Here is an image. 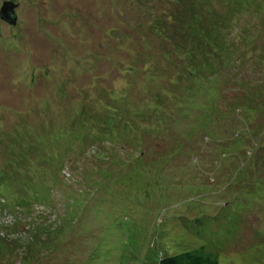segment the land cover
Listing matches in <instances>:
<instances>
[{
    "label": "rangeland",
    "instance_id": "1",
    "mask_svg": "<svg viewBox=\"0 0 264 264\" xmlns=\"http://www.w3.org/2000/svg\"><path fill=\"white\" fill-rule=\"evenodd\" d=\"M5 1L0 264H157L200 245L217 264H264V149L211 162L246 124L235 105L264 91V0Z\"/></svg>",
    "mask_w": 264,
    "mask_h": 264
},
{
    "label": "trees",
    "instance_id": "2",
    "mask_svg": "<svg viewBox=\"0 0 264 264\" xmlns=\"http://www.w3.org/2000/svg\"><path fill=\"white\" fill-rule=\"evenodd\" d=\"M258 9H260V8H258ZM169 18H170V16L167 17V19H165L166 20L165 22H167L168 24L171 25L172 24L171 22L178 23L177 21H175L174 18H173V21H170ZM183 22L185 23V27L187 29H188L187 25H190V27H192V26L198 27V20L197 19L193 20L191 18V16L189 15V13L187 15L183 16ZM158 25L154 24L153 26L155 27L156 32L161 36V39L165 40V37H167L165 35L166 27H165V25H161V24H158ZM174 28H175V31H177V26L176 27L174 26ZM198 30H199V28H198ZM162 35H163V37H162ZM197 41H199V40H196L195 42L192 41L191 48L194 46V48H192V49L201 50V49H197V47L200 46L197 43ZM212 41H214V40H212ZM210 42L211 41L209 40V42H204V43L207 44L208 46H210V44H211ZM201 46H203V42H202ZM217 48L220 50V47H217ZM186 49H188V47ZM192 49H189V51H186V55L188 57H190V51ZM204 59H205V61H207L209 59V56H207V54H205ZM205 67H206V65L204 66V70H202V72L203 71H207L206 70L207 68H205ZM209 72L213 74V70H211ZM200 94H203V91ZM259 95L264 97V91L260 90L259 93L258 92L256 93V92L251 90V93L247 94L246 98H245V100L248 103H250L251 101H254L256 99L259 102V104L258 103L257 104L250 103V104H248V106H244L243 109L239 105H235V107H236L235 108V110H236L235 112H237V110L238 111L241 110V112L242 111L245 112V115H242V117H240V120L243 121V122H246V124L243 127H241L240 130H237L234 133H232V135L229 136V141L228 142L224 138L219 139V142H223V144H225L224 146H228V150L225 149L224 146H221L220 150L217 153V154H219L218 156L211 155V162L218 163L219 165H221L224 168H226V167L231 168L234 163H237L238 165L244 166L246 164V162H249L251 164L257 163L258 161L261 162V160H260L261 156L259 157V160L256 159L255 151L257 149H264V127L263 128L261 127V131H257L256 130L257 132H255V130L253 128L248 127V124H250V122H252V120L250 119L251 113H255V112L258 111V107L251 106V104L252 105H256V106H261L262 102H260L261 100L258 98ZM210 106L211 105H209L208 107H203V108L206 111L207 110L213 111L212 107H215V104L213 106H211V108H210ZM262 109L264 110V106L262 107ZM106 125H107V127L112 128V125L109 126V122H107ZM239 135H241L242 137L240 138ZM237 138L239 140L234 142V140L237 139ZM208 141H209V139H207L206 143H208ZM178 144L180 145V143H178ZM137 149H138L137 146H133V149H131V150L134 151V150H137ZM191 150H193V149H191ZM21 153L22 152L17 151V153L13 152L12 154L5 155V157L3 158L4 164H10V165L16 166V164L18 162V158L22 162H24V160L22 159L23 155H21ZM102 153H106V152H102ZM102 155L105 156V154H102ZM56 156H52L51 155L50 157H56ZM56 158H58V156ZM208 161H209V159H208ZM67 174L69 175L70 173L67 172ZM1 175L2 174L0 173V184H3L4 180L1 179ZM70 176H72V175H70ZM70 176L68 177L69 179H70ZM61 178H65V177H61ZM64 185L68 186V182H65ZM43 186L47 187V185H45V184H43ZM0 204H1V202H0ZM14 207L15 206H12V208H14ZM13 223H14L13 226H16L18 222H16V221L14 222L13 221ZM5 227H6L5 225L0 226V229L3 232L5 231L6 234L11 233L13 231V229H14L13 227H11L9 229H6ZM32 229H34L35 232H38V233L42 232L36 227V225H34L32 227ZM3 238H4L3 234H1V232H0V251H1V253H3V250H4V244L2 243V239ZM14 240L17 242L19 240V237H15ZM37 240L39 241V244H40L41 238L39 236H37ZM21 241H22V243L27 244L29 246V244L32 243L34 240H32L31 237H30L29 240H25V241L21 240ZM31 250H33V248ZM24 260L25 259H23V261ZM157 264H217V257H216L214 252H212L211 250L207 249L204 245H200V246H198L196 248L189 249V250H186V251H182V252H179V253L170 254V255H167V256H161L159 258Z\"/></svg>",
    "mask_w": 264,
    "mask_h": 264
},
{
    "label": "water",
    "instance_id": "3",
    "mask_svg": "<svg viewBox=\"0 0 264 264\" xmlns=\"http://www.w3.org/2000/svg\"><path fill=\"white\" fill-rule=\"evenodd\" d=\"M7 4H10V3H8L7 1H5V2L2 3V5H1V7H0V19H1V18L3 19L2 12H3L4 10H6V5H7ZM10 22H11V23H14V18H13V17L11 18Z\"/></svg>",
    "mask_w": 264,
    "mask_h": 264
},
{
    "label": "flooded vegetation",
    "instance_id": "4",
    "mask_svg": "<svg viewBox=\"0 0 264 264\" xmlns=\"http://www.w3.org/2000/svg\"><path fill=\"white\" fill-rule=\"evenodd\" d=\"M7 7H9V4L6 5V10H4L2 12V16H3V19L1 18L2 21L9 20V17H8L9 16V10Z\"/></svg>",
    "mask_w": 264,
    "mask_h": 264
}]
</instances>
